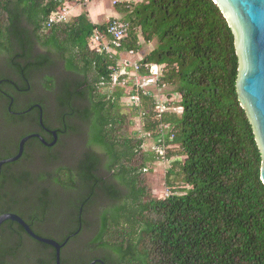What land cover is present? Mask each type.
<instances>
[{
	"label": "trees",
	"instance_id": "16d2710c",
	"mask_svg": "<svg viewBox=\"0 0 264 264\" xmlns=\"http://www.w3.org/2000/svg\"><path fill=\"white\" fill-rule=\"evenodd\" d=\"M65 2L0 0V80L16 76L12 90L30 88L13 107L20 115L0 96V161L41 128V115L59 135L54 147L28 141L16 176L14 163L3 166L0 216L19 214L60 244L74 235L61 264H264L262 153L239 100L236 36L218 4L119 1L129 32L108 54L91 39L95 30L108 35L113 20L95 24L83 13L47 26ZM154 42L138 63L143 75L147 65L163 66L164 108L156 90H141L133 105L125 87L112 86L121 54ZM135 119L141 129L130 134ZM166 161L170 194L156 198L145 175ZM47 220L59 230L32 223ZM0 264H56V250L6 221Z\"/></svg>",
	"mask_w": 264,
	"mask_h": 264
},
{
	"label": "water",
	"instance_id": "95a60500",
	"mask_svg": "<svg viewBox=\"0 0 264 264\" xmlns=\"http://www.w3.org/2000/svg\"><path fill=\"white\" fill-rule=\"evenodd\" d=\"M228 19L236 39L235 45L239 56V76L237 90L241 106L247 111L253 125L256 140L262 153L261 180L264 184V0H214ZM41 110L40 105L37 106ZM41 124L43 117L41 115ZM54 141L48 143L39 134H32L20 142L19 153L15 157L0 161V180L2 168L6 164L18 161L23 153L25 144L32 138L40 139L46 146L53 147L58 139L57 132H52ZM6 221H13L24 228L33 239L50 245L56 250V264H61V251L69 237L63 244L54 239L37 235L30 225L17 214L7 213L0 216V227ZM105 264L102 260L90 264Z\"/></svg>",
	"mask_w": 264,
	"mask_h": 264
},
{
	"label": "built area",
	"instance_id": "2783aa9c",
	"mask_svg": "<svg viewBox=\"0 0 264 264\" xmlns=\"http://www.w3.org/2000/svg\"><path fill=\"white\" fill-rule=\"evenodd\" d=\"M116 4L117 1H114V5ZM70 13H71L70 8L65 3V5L61 9L51 14V16L48 19L47 26L52 27L57 24L69 22L71 16ZM128 32H129V25L127 23H124L118 19H114L113 22L110 23L107 28L108 35H104L99 30H95L91 42V47L100 52L114 54L115 50L121 47L122 41L127 37ZM122 55L123 54H121V57ZM127 55L131 56L134 55V53L131 52L128 53ZM138 62L139 61H135L131 58H123L122 60H120L118 67L116 68V71L112 75V81H113L112 86L115 87L118 85L125 87L128 93L126 101L133 105L139 104L140 102L139 93L141 90L146 91L148 89H153V88L157 89L160 77L162 76L164 70L163 66L147 65L146 68L148 69L149 73L143 75L140 74L141 66L139 65ZM133 90L136 91L135 94H133ZM157 98L159 103L163 105L162 108H164V105L167 102H169V100H166L165 102H162L163 103L162 104L160 101L161 99H159L158 95ZM177 98L178 96H175L172 100L174 99L177 100ZM140 129H141V124H140ZM153 149H156L161 156L165 155L164 147L154 146ZM169 194L170 192L168 191L166 195L168 196Z\"/></svg>",
	"mask_w": 264,
	"mask_h": 264
},
{
	"label": "rangeland",
	"instance_id": "374dc122",
	"mask_svg": "<svg viewBox=\"0 0 264 264\" xmlns=\"http://www.w3.org/2000/svg\"><path fill=\"white\" fill-rule=\"evenodd\" d=\"M99 1L103 2L104 4L106 3L108 8L112 12L122 15L120 8L117 7L116 5L112 4L114 0H99ZM119 1H125V0H119ZM130 1H132V0H130ZM107 17L108 16L104 17V20H106ZM91 42H92V39H91ZM142 42L144 43V40H142ZM89 43H90V41H89ZM155 45H156V42L151 43V44L145 43V45L142 48V51L140 53L136 54L137 56L135 58L136 59H142L147 52H149L150 50H153L155 48ZM153 90H156V92L154 91L156 94L159 93L156 88H153ZM169 90H172V87L169 88ZM159 99H161L160 101L162 103V102H165L166 100H168L169 98L167 97L166 94H164V91H163V93L160 94ZM177 99H179V98H177ZM138 129H140V123H139L138 119H135V125L128 128V133L131 134L134 130H138ZM154 142H155L154 140H148V142L146 143L147 149H153L154 145H155ZM78 152H79V150H78ZM168 167H169L168 161L158 162L155 165H153L151 167L150 172L146 173V175H145L146 183H147L148 187L151 189L152 195L156 198H162V197L166 196V193L169 191L168 188L166 187V184H165V177H166Z\"/></svg>",
	"mask_w": 264,
	"mask_h": 264
},
{
	"label": "flooded vegetation",
	"instance_id": "af4514ba",
	"mask_svg": "<svg viewBox=\"0 0 264 264\" xmlns=\"http://www.w3.org/2000/svg\"><path fill=\"white\" fill-rule=\"evenodd\" d=\"M6 80V82H3V80H0V96H3L5 99H7L9 102H10V105H8V107H7V109H8V111L11 113V114H16V115H20V114H23V112L22 111H16V110H14L13 109V107H14V105L17 103V102H19L20 100H24V99H26V97H27V94H29V91H30V88H27V89H21L20 87H17L16 89L17 90H12V87H13V84L15 85L16 83V81L18 80V78L16 77V76H14V79L13 78H7V79H5ZM19 90V91H18ZM39 105V103H37L35 106H36V108H37V106ZM31 110V109H30ZM30 110H28V111H30ZM27 112V111H26ZM25 113V112H24ZM40 122H41V119H40ZM41 125V128L38 130V131H36V132H34V133H32V134H39L41 137H43L44 138V135H43V132H45V133H47V134H49V135H53V131L54 130H51L50 128H47L46 126H43L42 124H40ZM55 132H57V131H55ZM51 133V134H50ZM31 134V135H32ZM54 136V135H53ZM57 136H58V139H59V135H58V133H57ZM33 139V138H32ZM38 139V138H37ZM45 139V138H44ZM58 139H57V142H58ZM31 140V139H30ZM29 140V141H30ZM40 140V139H39ZM41 141V140H40ZM45 141H47L48 143H52V142H50L49 140H47V139H45ZM21 142V141H20ZM42 142V141H41ZM57 142H56V144H57ZM43 143V142H42ZM27 144V143H26ZM25 144V145H26ZM44 144V143H43ZM56 144L54 145V146H56ZM45 145V144H44ZM19 146H20V143H19ZM53 146V147H54ZM24 151H25V148H24ZM19 153V151L17 152V153H15V155L13 156V157H15L17 154ZM24 157V153H23V155H22V157L18 160V161H16V162H13L14 164H13V176H16V172L18 171V169H19V165L17 164V163H19V162H21V163H23L24 161H26L27 160V157H25V159L23 158ZM3 169V168H2ZM26 170H31V168H30V166H27L26 167ZM102 171H103V169H101ZM2 176V175H1ZM15 214V213H14ZM17 215H19V214H17ZM20 216V215H19ZM21 217V216H20ZM50 219V218H49ZM48 219V220H49ZM25 220V219H24ZM48 220H47V222H44V223H42L43 225H41L39 222H32L33 223V225H35V227H42V228H45L47 225H50L49 224V222H48ZM26 221V220H25ZM26 223H27V221H26ZM28 225H30L29 223H27ZM38 224H40V225H38ZM22 227V226H21ZM31 227V226H30ZM23 228V227H22ZM24 229V228H23ZM44 230H49L51 233L52 232H57V230H59V227H57V226H52V227H50L49 229L46 227ZM50 233V234H51ZM70 240V239H69ZM69 242V241H68ZM67 242V243H68ZM66 243V244H67ZM63 249V248H62ZM100 260V259H99ZM98 264H100V263H98Z\"/></svg>",
	"mask_w": 264,
	"mask_h": 264
},
{
	"label": "crops",
	"instance_id": "0c3cea01",
	"mask_svg": "<svg viewBox=\"0 0 264 264\" xmlns=\"http://www.w3.org/2000/svg\"><path fill=\"white\" fill-rule=\"evenodd\" d=\"M119 2V0H114ZM114 1H113V5H114ZM125 1H130V0H125ZM67 4V6L70 8L71 11V16H70V20L71 21L73 18H76L78 16H80L83 13L88 14L90 20L95 23V24H104V23H108L111 20L114 19H121L122 15L118 14V13H114L112 12L108 6L106 5V3L104 4L103 2L99 1V0H66L65 2ZM107 17L106 20H104V17ZM152 50H150L149 52H151ZM149 52H147L146 54H148ZM145 54V55H146ZM137 55H127V54H123L122 55V59L123 58H131L135 61L141 60V59H136ZM121 59V60H122ZM161 92L159 90V94L157 93L158 96H160Z\"/></svg>",
	"mask_w": 264,
	"mask_h": 264
}]
</instances>
